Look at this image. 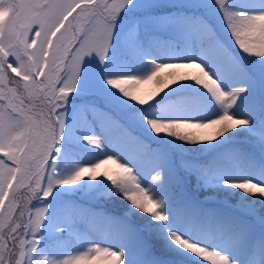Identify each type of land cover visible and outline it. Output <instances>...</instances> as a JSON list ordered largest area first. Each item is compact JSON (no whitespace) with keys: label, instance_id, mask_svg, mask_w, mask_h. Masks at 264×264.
I'll use <instances>...</instances> for the list:
<instances>
[{"label":"snow or ice","instance_id":"6c2138e0","mask_svg":"<svg viewBox=\"0 0 264 264\" xmlns=\"http://www.w3.org/2000/svg\"><path fill=\"white\" fill-rule=\"evenodd\" d=\"M0 13V264H264V0Z\"/></svg>","mask_w":264,"mask_h":264},{"label":"trees","instance_id":"16d2710c","mask_svg":"<svg viewBox=\"0 0 264 264\" xmlns=\"http://www.w3.org/2000/svg\"><path fill=\"white\" fill-rule=\"evenodd\" d=\"M2 19H3V14L0 13V21H2ZM138 87L140 88V91L142 94H147L153 90L154 85L152 83H148V84L140 85ZM107 167H110V166H102L100 171L103 172ZM92 264H104V263H102L99 260H95L92 262Z\"/></svg>","mask_w":264,"mask_h":264},{"label":"rangeland","instance_id":"374dc122","mask_svg":"<svg viewBox=\"0 0 264 264\" xmlns=\"http://www.w3.org/2000/svg\"><path fill=\"white\" fill-rule=\"evenodd\" d=\"M99 261H101L102 263H104L102 260H99Z\"/></svg>","mask_w":264,"mask_h":264}]
</instances>
